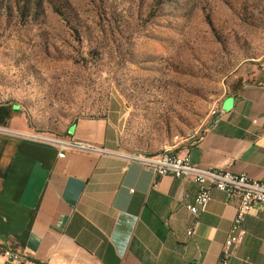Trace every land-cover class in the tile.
<instances>
[{
  "label": "rangeland",
  "instance_id": "1",
  "mask_svg": "<svg viewBox=\"0 0 264 264\" xmlns=\"http://www.w3.org/2000/svg\"><path fill=\"white\" fill-rule=\"evenodd\" d=\"M264 83V0H0V105L29 133L125 104L124 153L189 149Z\"/></svg>",
  "mask_w": 264,
  "mask_h": 264
},
{
  "label": "crops",
  "instance_id": "2",
  "mask_svg": "<svg viewBox=\"0 0 264 264\" xmlns=\"http://www.w3.org/2000/svg\"><path fill=\"white\" fill-rule=\"evenodd\" d=\"M220 109L218 125L188 149L192 162L262 179L264 83L238 89ZM1 110L0 247L21 251L25 264H222L238 201L214 190L195 217L186 206L195 203L196 182L126 162L119 142L127 112L119 99L105 116L81 118L68 131L104 153L72 151L63 159L22 136L30 129L15 107ZM242 226L247 234L228 264H264V206Z\"/></svg>",
  "mask_w": 264,
  "mask_h": 264
},
{
  "label": "built area",
  "instance_id": "3",
  "mask_svg": "<svg viewBox=\"0 0 264 264\" xmlns=\"http://www.w3.org/2000/svg\"><path fill=\"white\" fill-rule=\"evenodd\" d=\"M222 110L217 109L216 115L211 119L210 127H215L220 122ZM22 136L28 140L54 147L59 152V158H66L72 151L103 154V150L90 144L74 140L70 137L40 135L38 133H25ZM122 157L128 163H136L143 168L151 170L157 176H173L177 179L187 178L199 185V193L195 203L186 208L195 217L204 212L214 190L227 194L238 201L237 215L228 233L222 253V264H228L234 250L243 242L246 230L243 228L245 218L259 205L264 206V175L260 180L250 178L246 174H237L227 170L205 169L191 160L187 150L176 152L170 149L163 150L156 155L141 156L138 153H124ZM192 236L193 231H188ZM0 259L5 264H25L27 258L21 251L11 247H0Z\"/></svg>",
  "mask_w": 264,
  "mask_h": 264
},
{
  "label": "water",
  "instance_id": "4",
  "mask_svg": "<svg viewBox=\"0 0 264 264\" xmlns=\"http://www.w3.org/2000/svg\"><path fill=\"white\" fill-rule=\"evenodd\" d=\"M232 106H233V99L230 98V99H228V100L225 102V104H224V110H225V111H229V110L232 108Z\"/></svg>",
  "mask_w": 264,
  "mask_h": 264
},
{
  "label": "bare ground",
  "instance_id": "5",
  "mask_svg": "<svg viewBox=\"0 0 264 264\" xmlns=\"http://www.w3.org/2000/svg\"><path fill=\"white\" fill-rule=\"evenodd\" d=\"M216 113H217V109H214L212 112H211V118L214 116V115H216ZM40 135H42V134H40ZM171 149V148H170ZM139 155H141V156H148V155H145V154H142V153H138Z\"/></svg>",
  "mask_w": 264,
  "mask_h": 264
},
{
  "label": "trees",
  "instance_id": "6",
  "mask_svg": "<svg viewBox=\"0 0 264 264\" xmlns=\"http://www.w3.org/2000/svg\"><path fill=\"white\" fill-rule=\"evenodd\" d=\"M237 90H238V89H236L235 91H237ZM235 91H234V92H235ZM0 114L2 115V117H6V114H4L2 110L0 111ZM68 131H69V130H68ZM67 135H68V133H67ZM142 154H145V155H148V156H149V155H156V154H147V153H142Z\"/></svg>",
  "mask_w": 264,
  "mask_h": 264
}]
</instances>
